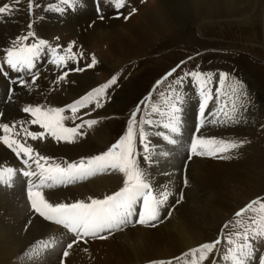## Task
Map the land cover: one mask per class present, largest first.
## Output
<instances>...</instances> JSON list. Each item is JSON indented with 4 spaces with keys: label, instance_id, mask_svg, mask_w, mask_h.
<instances>
[{
    "label": "bare ground",
    "instance_id": "1",
    "mask_svg": "<svg viewBox=\"0 0 264 264\" xmlns=\"http://www.w3.org/2000/svg\"><path fill=\"white\" fill-rule=\"evenodd\" d=\"M87 1L90 0H78L77 3L85 4ZM185 1L187 0H144V2L135 3L133 8L136 11L124 20L112 18L116 14L113 12L114 9L104 15H96L95 12H92L91 3L88 2L81 7V10L84 11H79L80 18L75 17L68 21L65 20V22L70 25L79 42L85 45L99 44L104 50L109 47L116 48L127 45L136 51L152 46L178 27L191 24L193 20L198 22V27L207 29V32L214 28V26L209 27V24L221 21L223 24L235 27L256 29V32L251 35L250 46L256 53L264 52V0H191L189 4L183 6ZM57 2H59L57 7L60 6L59 9H63V13H65V9L70 8L61 3V0H57ZM5 5H10L13 11L10 15L4 14L0 17L3 19L0 23V62L2 63L4 56L6 57L4 54L6 52L2 48L9 47L6 43H11L10 49H12L18 43L27 44L29 41L20 39V28L28 23V19L18 13L17 9L20 7L9 0H0V6ZM65 14L67 15L68 12ZM102 16L103 18H101ZM55 21L53 13L51 14L48 10L42 12L40 19H34L30 23L32 31L35 32L39 40L47 41V47H41L40 50L47 52L48 55L52 52L51 47L49 48L51 42L48 36L51 34ZM199 35L203 37L200 32ZM9 38H13V40H6ZM30 45H33V42ZM43 55L45 54L43 53ZM37 57L32 69V72L38 73L35 84L31 83V72H24L26 75L22 72L18 73L24 75L28 86L13 85L4 79L0 72V114L2 115L0 124L6 123L11 126L15 123V131L20 132L21 135L19 137L13 135L12 138L21 142H25L22 128L31 131L30 125L32 124L29 121L34 119L30 114L23 112V108L41 106L44 110L53 106L64 107L84 97L83 95L97 86V78L92 79L80 71H76L75 74L71 73L68 77L57 82L58 77L67 69L53 67L52 63L46 67L45 60L47 59ZM55 68L60 70L55 71ZM4 69L5 72L9 71L6 64ZM8 79L14 80L15 78ZM64 80L67 81V86L64 87L63 94L54 101L52 96L62 88L61 84ZM190 84L186 82L180 86L190 88ZM11 86H13L12 93H10ZM166 100L163 101V105L161 102L156 106L155 109L159 111L152 110L150 113L149 121L151 123H147L146 133L149 126L158 117L163 121V118L171 119V116H176L181 113V110L183 111V108L180 107L178 112L173 111L171 116L163 117V114L174 110L169 108L171 104L169 105V100L167 102ZM189 102L190 99H187L186 104ZM118 104L120 105L119 100L115 99L109 105L110 108L106 109L104 117L112 115ZM187 108L188 110L186 107L184 108L185 112L190 113L184 117L188 125H193L191 111L194 113L195 107ZM89 117L98 118L91 114L87 118ZM163 122H157L158 124L153 128L155 132L148 134L151 136L150 143L148 142V152L142 153L141 150L139 154H147L148 159L146 161L141 159V165L146 179L156 192V196L159 198V193L167 192L168 199L164 205L171 204L175 207L171 217L166 218L167 221L157 227L144 225L128 227V229L125 227L126 229L105 235L107 239L91 238L92 240H87V243L84 242L85 237L78 243H74L71 249H67L68 243L75 240L76 237L62 225L52 221H49L52 224L48 223V220L44 221L43 217H37L31 211L28 189L32 188L33 191H36L35 185L39 183V178L36 176L25 177L20 171H17L12 186L0 184V264H153V262L177 258L191 249L215 240L222 225L236 210L242 207L236 199L242 198V196L245 198L244 194L249 195L253 190L261 189L264 186L261 179L264 176L262 173L264 140L259 136L257 125H255L254 129H248L250 134L240 136L237 142L240 148H235L236 150H233L227 157L200 159V163L190 165V183L185 191L187 200L185 205L181 203L180 209H176L177 201L180 200L177 193L178 182L180 173H183L182 163L185 155L180 151L182 139L177 134L168 132V128L164 127ZM93 130V134L95 132L97 134L94 141H86L87 144L83 147H79L75 143L56 140L52 146L47 147L46 152L43 151L42 143L40 151L36 152L52 158L48 161L50 163L53 161L58 163V160L62 163H74L81 160L86 162L88 159L102 154L111 142L112 129L107 124H102ZM35 132H46V130L42 128ZM219 134L220 138L224 136ZM230 134L232 136L227 141H233L236 137L234 133ZM154 135L162 136L155 138ZM45 137L50 138L51 136L45 135ZM170 140L176 142L171 143ZM177 142L179 145L176 147L174 144ZM7 148L10 149L0 142V168L13 167L17 170L38 171L32 161H28L31 168L21 163V159L24 158L23 154L18 158L12 151L17 160L15 162L9 153L11 149L8 151ZM63 165L66 167L65 163ZM104 173H97L88 177L95 179L65 190L47 191V189L53 190V187H43L40 191L44 199L52 204L89 202V197L101 199L102 196L111 195L120 190L124 186L125 179L123 174L114 173L103 176ZM85 181L86 179L78 180L67 185L80 184ZM23 190L25 194L22 192ZM235 197L237 198L235 199ZM247 244L254 246L256 258L252 264H255L258 261L261 247L253 238H250L245 245ZM65 250L69 253L67 257L63 255ZM244 250L247 251V248ZM236 254L239 255V251ZM232 255L220 248V251L215 254L213 264H229V260H226L225 257L230 259Z\"/></svg>",
    "mask_w": 264,
    "mask_h": 264
},
{
    "label": "rangeland",
    "instance_id": "2",
    "mask_svg": "<svg viewBox=\"0 0 264 264\" xmlns=\"http://www.w3.org/2000/svg\"><path fill=\"white\" fill-rule=\"evenodd\" d=\"M9 1L20 7L18 8V13L28 19V23L20 28L19 35L20 39L23 40L24 37H28L27 39L29 41L27 44H21V41V43L17 42V48L30 46V43L32 42L33 44L38 43L39 38L35 32L32 31L30 23L34 19H40L43 11L49 10L51 14L53 13L54 20H56L52 27L51 34L48 36L49 41L51 42V46H49V48H56L58 54L60 55H68L66 50L69 45H72V54L75 56V59H69L67 61V66L65 67V70L67 69L66 77H68L71 73L75 74L76 71L73 70L74 68H80L82 69L80 73L88 75L92 79L97 78V86L88 91L85 95L108 83L114 76L116 77V84L107 88L105 94L100 98L102 107L97 108L94 103H91L87 107L81 108L75 114V119L73 118L71 111L68 110V106L72 105L75 101L71 102L72 104L70 103L65 105L64 107H52L65 109L63 116L67 117V119L62 121L65 127L83 125L78 129V134L75 135L74 142L69 143H75L77 146L83 147L87 144V142H90L91 140L94 141L97 134L96 132L93 134V129L98 128L102 124H107V126L112 129V137L111 142H109V145H107L104 151L106 152L109 148L117 144L123 137L126 136L129 128V122L133 119V115L135 114L132 147L136 162L143 170L141 159L146 161L148 157L147 154L142 153H147L149 150L148 148L151 138L149 135L154 133L155 131L153 128L164 120L163 125L167 129L168 127H166V125L170 122V118L163 117L171 116L174 110L168 112L169 114H163V117H161L163 118V121H161L158 117L156 121L149 126L146 133L145 127L150 120V113L157 105H159V103L163 102L167 98L166 102L169 100L168 104H171L169 108H183V111L181 110V113L178 114L179 116L177 114L176 116H171V119L172 117H178L179 119L178 126L180 131L174 134H177L182 139L180 151L185 155L182 163L183 173H180L178 182L179 188L177 192L178 198L180 199V194H182L183 198L178 200L179 202H177L178 205L176 206V209H180L182 204L185 205L187 200V197L185 198V191L190 183V165L200 163V159L207 160L218 156L219 158H225L228 154L232 153L233 150H236L235 148H230V152L228 150L226 152H217L214 155H209L207 153L204 155H196L191 152V144L194 140L203 138L214 140L216 142L224 141L227 143L234 142L237 144L240 136H247V134H250V128L254 129L256 127L255 125H257L259 136L263 138L262 140H264V52L262 51V53H256L250 46L251 35L256 32V29L253 30L251 27H235L223 24L221 21H215L214 23L209 24V27L214 26V28L209 29L210 31L207 32V29L198 27V22L193 20L191 24L180 28L178 27V29L164 36L152 46H147L146 48L143 47L136 51L130 49L127 45L124 47L117 46L116 48L109 47L104 50L99 44L96 45L93 43V45L89 46L79 42L70 25L65 22V20L68 21L69 19L71 20L75 17L80 18L78 16L80 15L79 11H84L81 10V7L88 2L91 3L92 12H95L96 15H104L108 11L114 9L113 12L116 14L112 18L124 20L125 17H129L133 14L131 12L134 4L141 3L142 0H126L125 6L120 8L115 6L113 0H90L85 4L79 2L76 3L75 7L67 8L68 10L65 9V13L68 12L67 15L62 11L57 10L59 3L57 0H19L18 3L16 0ZM190 1L191 0L185 1L183 6L189 4ZM101 18H103V16ZM2 20L3 19L0 18V23ZM225 31L227 32L225 33ZM199 32L202 33L203 37L199 35ZM29 33H32V35L29 36ZM6 40L10 41L13 40V38ZM10 44L8 42L6 45L9 47L2 48L4 52H6L4 54H7V51L10 50ZM40 52L42 53H39L37 56L44 59L46 58L47 60H45V65L48 67L51 64L50 60L53 58V53L51 52V54L48 55L47 52H43L42 50H40ZM43 53L45 55H43ZM93 55L95 56L97 63L93 67H88V65L92 63ZM3 60H5V56ZM0 64H2V62H0ZM53 65V67H57L55 64ZM58 70L60 69L55 68V71ZM6 72V76H4L3 72H1V75L7 82L10 83V79H8L10 77L15 78L14 80L17 81H19L20 78H23L24 80V75L22 76V74L26 71L22 72L21 75L11 69H9V71L6 70ZM192 72H198L203 75L200 80H197L191 76ZM169 73H171V75H168ZM24 74L26 75V73ZM177 80L180 81L179 84L176 83ZM66 82L67 81L64 80L61 84L62 88L53 94L52 97L54 101L63 94L64 87L67 86ZM186 82L189 84L191 83L190 88L180 86ZM11 84L20 85L19 83ZM233 89H236V92H233ZM12 92L13 86H11L10 93ZM205 95H207L206 104ZM113 99L119 100L120 105L118 104V107L115 108L112 115L104 117L106 115V109L110 108L109 105L112 104L114 101ZM187 99H190L188 104H186ZM234 100L237 106L236 115L238 116L236 122H232L228 119V116L233 115L232 105ZM163 104L164 102L162 105ZM185 107L186 110H188L187 107H190V109L195 107L194 113L190 110L192 113L191 117H193V125H188L184 117L190 113L189 112L187 114L185 112ZM89 114L97 116L98 118H87ZM1 116L2 115L0 114V121L2 120ZM90 119L97 120L98 122L89 127L87 123L84 122ZM30 126V130L33 132L42 129L39 126L37 127V125L32 124ZM141 129H143V139L140 138ZM167 130L168 132L173 133L169 130V128ZM231 132L232 134L234 133L236 137H234L233 141H227V139L232 136L230 134ZM219 133L224 136L220 138ZM158 136L154 135L155 138ZM161 136L162 135L159 137ZM55 141L56 140L52 137H44L42 140H32L28 137L26 144L27 146L32 147L35 151H40V144L42 143L43 151L46 152L48 149L47 147L52 146ZM174 145L177 147L179 142ZM13 147H15V145H13ZM263 147L264 145H262V148ZM117 151H119V149H117ZM140 151L142 152L141 155L139 154ZM197 151H200V149L198 148ZM9 153L16 162L17 160L12 150H10ZM57 162L60 163L61 166H64L62 161L60 162L58 160ZM48 163L51 164L50 162ZM114 173L122 174L119 171L108 170L103 176H107L109 174L112 175ZM262 173H264V168ZM93 179L95 178H86L85 182L75 185H57L55 188L53 187V190L47 189V191H56L57 189L65 190L82 185ZM261 179L264 183V176ZM150 186L153 195L156 196L153 186L151 184ZM22 192L24 193L25 191L23 190ZM244 196L245 198L243 196L242 198L235 197L242 207L230 216V218L224 223L227 227L223 224L224 226L222 225V229H220L217 238L211 241L214 242L216 240H220V243L215 245L214 250L211 253H208L207 258L203 261L198 259L200 254L197 253L195 257L196 264H213L215 254L220 251V248L228 254L237 253L239 251L237 245H245L250 238H253L254 234L258 230V223H253V221L260 222L264 220V208H261V206L257 204L253 205L251 209L246 210L243 215L239 217L236 216V213L241 209H245V207L253 201L259 200L264 203V186L261 189L259 188L257 190H253V192L249 195L244 194ZM104 197L105 196H102L101 199ZM174 208V205L172 206L171 204L169 206L163 205L159 220L152 222L156 225L148 227H157L159 224L167 221L171 217ZM31 211L37 217H41L33 209ZM134 211L136 213L142 211L141 204H137ZM137 219L138 215H133L131 219L132 223L126 228L128 229V227L132 228L140 225L136 223ZM43 220L47 222L44 218ZM48 223L51 222L48 221ZM245 234L248 236L247 240L244 239ZM85 240L92 239L91 237H86ZM229 240L234 241V243H228ZM254 240L261 247V252L258 255V261L255 263L258 264L259 260L264 258V238L257 237ZM187 253L189 255L183 254L179 256L181 259L172 264H190L193 257L190 251ZM177 258L169 259L168 261L164 260L163 262H172Z\"/></svg>",
    "mask_w": 264,
    "mask_h": 264
},
{
    "label": "snow or ice",
    "instance_id": "3",
    "mask_svg": "<svg viewBox=\"0 0 264 264\" xmlns=\"http://www.w3.org/2000/svg\"><path fill=\"white\" fill-rule=\"evenodd\" d=\"M18 3L19 0H16ZM78 0H61V3L68 7H74ZM117 8L125 6L126 0H113ZM144 2V0H142ZM31 6V5H30ZM18 10V9H17ZM63 11V9H57ZM12 7L10 5L0 6V17L4 14H12ZM136 11L132 9V13ZM128 17H125L127 19ZM29 36L32 33L28 34ZM24 37L23 39H27ZM41 47H47V41L40 39L37 44L26 46L23 48H17L15 45L12 49L7 51L5 60L0 64V72H4V65L15 72L28 71L32 73L31 83L35 84L38 78L37 72H32L34 68V62L37 55L40 52ZM53 58L50 63L55 64L57 67H66L69 59H75L72 54V45H69L66 52L68 55H60L56 48L51 49ZM82 55V54H81ZM97 63L95 56H92V63L88 67H93ZM74 71H82L80 68L73 69ZM175 71V70H173ZM7 75V72H4ZM168 75H171L169 73ZM203 74L198 72H192L191 76L194 79L200 80ZM67 76V72L63 73L58 80H62ZM117 80L114 76L108 83L94 89L91 93L81 97L75 101L72 105L68 106V110L75 114L83 107H87L89 104L94 103L97 108L102 107L100 98L105 94L106 89L111 85L116 84ZM10 83H19L20 86H28V81L20 78L17 80H10ZM180 83L179 80L176 81ZM11 91V89H10ZM236 92V89H233ZM207 103V95H205V104ZM23 112L30 114L34 119L29 123L39 125L40 128L46 130V132H33L28 131L26 128H22L24 133V141L21 142L18 139H13L12 136L19 137L20 132L15 131L16 124H0V142L7 145L18 158L21 159V163L31 168L28 161H32L35 164L38 171H25L23 169L17 170L13 167L0 168V184L12 186L13 178L16 176L17 171L25 177L36 176L39 178V183L35 185L36 191L32 188L28 189V196L31 201V208L38 213L41 217L48 221H52L58 225H62L66 230L72 233L76 239L68 243L67 249H71L74 243H78L80 239L85 237L107 239V236L101 235V233L107 232L109 235L114 231L123 230L129 224L132 223L131 217L138 215L136 223L144 226H155L152 222L158 221L161 214V208L168 199V193L162 192L157 196L153 195L149 181L145 177L144 171L138 166L134 150L132 147V141L134 138L133 125L135 124V114L133 119L129 122L128 132L117 144L113 145L106 152L88 159L86 162L81 160L79 162L67 163L66 167L61 166L60 163L49 164L48 161L52 160L50 157L41 155L36 152L32 147L27 146L26 140L30 137L32 140L43 139L45 135H50L57 141L74 142L75 135L78 134V129L83 125H77L76 127H65L62 121L67 119L63 116L65 109L61 108H48L42 110L41 106H28L22 109ZM154 111H159L154 109ZM179 109L174 107V112H178ZM233 115L228 116V119L232 122H236L238 116L236 115L237 106L235 100L232 105ZM227 115V114H226ZM97 120H88L89 127L95 125ZM148 123H151L148 121ZM178 117H172L166 127L173 133H178L179 128ZM141 139H143V129H141ZM171 143H175V140H170ZM15 145V147H13ZM239 147L236 143H227L224 141L216 142L210 139H196L191 144V152L196 155H214L217 152H226L230 148ZM200 151H197V149ZM119 149V151H117ZM43 162V163H42ZM108 170L119 171L125 177L124 186L112 195H106L103 199H94L89 197L90 202L76 201L71 204L58 203L52 204L44 199L42 192L43 187H54L57 185L66 186L69 183L76 181H82L88 177L94 176L97 173H103ZM7 177V178H5ZM186 183V181H185ZM183 196L180 194V199ZM179 202V201H177ZM141 204L142 211L136 213L134 211L135 206ZM259 204L261 208H264V203L261 201H253L236 213V216H241L243 213L251 209L253 205ZM170 215V212H169ZM253 223H258V230L254 234L253 239L264 238V220ZM227 227V225H225ZM244 239L247 240L248 236L245 234ZM87 243V240L84 241ZM220 240H216L211 243H204L198 248L191 249L190 253L193 260L190 264H196V254L199 253V260L203 261L207 258L208 253H211L216 244H219ZM228 243H234L229 240ZM239 249V255L233 253L231 258L225 257L229 260V264H252L255 260V249L252 244L237 245ZM247 248V251L244 249ZM68 251L65 250L63 255L68 256ZM185 255H189L185 253ZM153 264H171V262H153ZM258 264H264V258H261Z\"/></svg>",
    "mask_w": 264,
    "mask_h": 264
}]
</instances>
